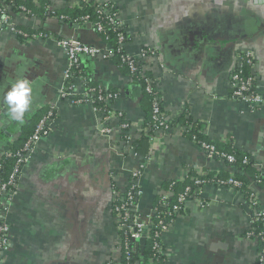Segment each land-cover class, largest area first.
I'll list each match as a JSON object with an SVG mask.
<instances>
[{"label": "crops", "instance_id": "crops-1", "mask_svg": "<svg viewBox=\"0 0 264 264\" xmlns=\"http://www.w3.org/2000/svg\"><path fill=\"white\" fill-rule=\"evenodd\" d=\"M53 10L76 7L79 0H39ZM114 4L125 25L124 50L138 59L156 80L164 109L188 116L170 132L158 131L148 157L122 140L141 136L147 97L117 60L81 56V71L105 90L122 93L105 136L104 116L91 104L62 98L69 58L61 39H77L109 52L112 45L90 26L25 14L17 27L49 32L53 37L23 43L0 25V153L15 137L29 134L52 108L49 135L30 152L13 201L8 206L10 248L0 264H120L118 221L114 204L142 171L139 185L142 214L155 212L159 198L172 192L168 184L188 176L235 177L237 169L211 159L186 134L189 123L202 129L207 141L248 156L264 169V111L234 99L231 78L241 68V55L251 54L259 93L264 97V0H96ZM82 76V77H84ZM18 78L33 86V100L23 124L12 121L3 98ZM74 98L85 91L74 78ZM47 113V114H48ZM45 117V116H44ZM43 117V118H44ZM130 124L128 131L122 128ZM252 191L264 209V188ZM204 207L196 200L177 216L164 234V264H254L259 244L246 234L257 214L245 194L233 186L211 183L202 188ZM145 245V241L142 243Z\"/></svg>", "mask_w": 264, "mask_h": 264}, {"label": "trees", "instance_id": "trees-1", "mask_svg": "<svg viewBox=\"0 0 264 264\" xmlns=\"http://www.w3.org/2000/svg\"><path fill=\"white\" fill-rule=\"evenodd\" d=\"M82 1V0H79ZM6 5H9L14 12L22 11L25 9L26 15L29 17H33L35 15H41L45 17H51L58 19L61 23L69 24V25H77V26H88L90 25L91 28L95 30V32L106 42L110 43L115 49L119 48V35L123 33L125 39L127 41V35L125 31V25L116 19L119 16V10L114 4H97L96 0H89L84 1L81 4L77 5L76 7L67 8L62 11L53 10L49 3H42L39 0H7L5 2ZM111 7V12L106 15V9ZM89 17L88 21H85V18ZM113 19V20H112ZM98 26L102 27L101 31H98ZM18 32V37L23 41V43H31L35 40L36 37H41V39H47L53 37L49 32L39 31L35 29L26 30L21 29L19 27L16 28ZM62 40V39H61ZM126 51L123 49L122 52H116L115 55L111 58L112 60H117L119 64L128 72L129 76L132 78L134 83L141 86L143 93L147 97V109H146V117L145 122L142 126L141 136L132 141L131 140V147L134 148L135 153L141 157H148L151 151V138L156 136L158 131H163V129L167 128H174L179 123H181L186 116H188L187 108L183 110L182 115L180 116H172L169 112H167L163 107V102L161 101L160 93L157 89L156 80L151 77L150 75L146 74L142 68L141 63L138 59L132 58L134 61L135 70L131 66L130 61L125 60ZM241 57L243 58L242 61V73L241 76L243 78L251 77L250 69L254 65V58L250 57L247 58V54H242ZM251 61V63L249 62ZM84 74L81 71V65L78 69L75 70V77H82ZM254 77V76H252ZM87 82L86 91L88 92L90 89H101L103 95L106 96L108 94H113L114 96L111 98L110 103L107 104L106 102L99 100V95H95L94 97L83 98V103L91 102L92 106L97 112L103 114L104 118L108 116L109 111H113V104L114 102L121 97L122 93L119 91H111L105 90L101 85L94 84L91 80L86 76H84ZM255 78V77H254ZM256 82V79H255ZM257 87L255 83V88ZM233 90V89H232ZM233 95V92H232ZM234 97V96H233ZM235 99V98H234ZM237 100V99H236ZM238 101V100H237ZM156 107L159 109V114L155 113ZM48 113V112H47ZM46 112L40 117L37 124L35 125L32 132L28 135L25 134L20 135L19 137H15V140L11 141L8 146H6L4 151L11 152L13 154H24V149L34 134L37 126L39 125L40 121L44 119L48 114ZM55 111H53V118H55ZM45 116V117H44ZM44 117V118H43ZM165 123L161 125L162 123ZM124 124L130 126L128 121H124ZM185 134L194 142H196L199 146L203 143L210 144L216 147L217 151L220 153L217 156L216 160L222 161L227 163L228 165L235 167L237 169V173L234 179L241 183L239 187L234 185H230L235 187L236 189L240 190L245 194V197L249 199L250 195L254 193L251 189V185L255 182L260 187L264 188V169L259 170L254 167V161L251 160L250 157L245 156L243 154L238 153L237 151L233 150L232 147L228 148H221L218 145L211 143L206 140L202 129L199 126L194 125L192 126L190 123ZM129 127L125 129L128 131ZM129 135L123 134L122 140L129 141ZM225 155V156H223ZM227 156H233L236 159L235 163H230L227 159ZM247 160L245 163L244 161ZM2 164L4 166L2 175L4 178H8L12 172L17 168V158H3ZM22 167V166H21ZM20 175V173H19ZM195 177L192 178L188 176L185 181L176 182L172 181L168 184V189L172 192L169 196V199L166 201V206H163L164 196L159 198L158 204L156 205L155 215L153 216L152 223L157 225L159 222H167L170 220H176L178 215H186L188 213L187 208L182 210L180 214H175L174 208L182 207L179 197L180 195L186 194L188 188L190 191L188 192L187 201H191L195 196V190L198 189V186L203 188L205 185H209L211 183H220V184H228L230 180H222V178H217L211 180L210 178H203L194 175ZM197 181H202V185H198ZM131 190V187L126 190L125 193L121 194L120 197L114 204V215L118 221V228L124 224V220L118 211V209L127 203L128 200V191ZM134 190V189H132ZM112 191L116 194H119V190L113 185ZM194 194V195H193ZM136 201V198H134ZM134 215L138 214L135 211L132 212ZM252 232L255 235L260 233L264 234V218H260V220L254 222L252 224ZM251 232V231H249ZM249 232L246 234L248 237ZM155 230H150L148 235L150 234V238L145 240V245L142 247V244L138 242H134L131 239L130 233L126 230H119V235L123 237L124 241H128L131 246L132 243L134 245L133 251L130 253L131 259L127 260V252L122 255V264H164L167 259L166 254H162L154 249V240L151 236H153ZM259 256L254 264H262V259L264 260V243L259 239Z\"/></svg>", "mask_w": 264, "mask_h": 264}, {"label": "built area", "instance_id": "built-area-1", "mask_svg": "<svg viewBox=\"0 0 264 264\" xmlns=\"http://www.w3.org/2000/svg\"><path fill=\"white\" fill-rule=\"evenodd\" d=\"M86 2L89 0H82L79 1V4L82 2ZM7 0H0V25L9 28L12 32L18 34L16 28L17 25L14 21L15 16L19 15H26L25 9H22V11H16L14 12L12 8L9 5H6ZM97 2V1H96ZM97 4H99L97 2ZM112 8L108 7L106 9V15H108L111 12ZM89 17L85 18V21H88ZM117 20H119V16L116 17ZM113 20V19H112ZM120 21V20H119ZM90 26V25H88ZM91 27V26H90ZM98 31L102 30L101 26H98ZM41 39V37H36L33 40ZM60 44L63 47V49L66 51L67 56L69 58V64L67 71L65 73V86L61 91V97L62 98H71L73 99L74 103L77 104H83L82 97L88 98V97H94L95 95H99V100H102L106 102L107 104L110 103L111 98L114 96L113 94H108L106 96L103 95V92L101 89H90L88 92L85 91V93L82 96H78L74 98L73 90H74V78L75 77V70L78 69L81 65V56L88 55L91 57H102L104 59H111L115 53L122 52L124 49V46L126 44L125 36L122 34L119 35V48L115 49L114 46H112V49L109 52L103 51L99 48L86 45L82 43L80 40L77 39H62L60 40ZM252 57L251 54H247V58ZM133 57L131 56H125V60L130 61L131 66L133 67V70H135L134 67V61L132 60ZM242 61L243 58L241 57V68L233 74L231 78V87L233 89V96L235 99H237L240 102H244L248 104L252 110H263L264 111V97L259 93L257 87L255 88V78L254 77H247L243 78L241 76L242 73ZM251 63V61L249 60ZM83 78L85 82V88L87 86L86 79ZM88 104H91V102H86ZM53 111L54 108L48 113V115L42 119L37 126L34 134L28 141L25 149L24 154H13L11 152L2 151L0 153V253L5 254L9 248H10V224L7 221V214H8V206L13 201L17 188L20 176L22 174L23 168L27 162L28 156L30 152L34 149L36 144L45 136L49 135L50 128L49 125L53 121ZM155 113L159 114V109L156 107ZM113 117H119L123 119L124 115L123 113L116 112L115 110L109 111L108 116L104 119V125L101 130L102 134L105 136L111 135L113 133V130L107 125L108 122ZM165 124L164 122L161 124ZM129 127L127 124H122V128L125 130ZM172 128H165L163 131L170 132ZM155 137L151 138V149H152V142ZM127 143L131 142V138H128ZM194 142V141H193ZM197 144L196 142H194ZM198 145V144H197ZM199 146V145H198ZM202 150L208 155L209 158L214 159L217 156L220 155V153L217 151L216 147L210 144L203 143L200 145ZM132 148V147H131ZM134 150V148H132ZM225 156V155H223ZM3 158L11 159V158H17V168L12 172V174L8 178H4L2 175L4 166L2 164ZM227 159L230 163H235L236 159L233 156H227ZM245 163L247 160L244 161ZM22 166V167H21ZM20 173V175H19ZM142 176V171H137L132 174L131 177V190L128 191V200L127 203L122 205L118 211L120 212L124 224L120 226L118 229L121 231H128L130 233L131 239L134 242H140L142 243L146 239L150 238V234L148 235V232L150 230H155V233L153 236H151L154 240V249L162 254L165 253V247L163 243V236L169 230L172 228L174 224V220H170L167 222H159L157 225H154L152 223L153 216L155 215V212L151 214H142L140 212L139 208V199L142 195V190L139 185V180ZM198 185H202V181H197ZM229 185H234L236 187H239L241 185L240 182H238L233 177L228 181ZM134 189V190H132ZM190 191V188L187 189L186 194L180 195L179 201L182 205V207H176L174 208L175 214H180L182 210H185L186 204L189 202L187 201L188 192ZM126 192V191H125ZM202 194V188L198 186V189L195 190V197L192 200H196L200 202L204 207L208 206L207 202L204 201L201 198ZM118 197H120L119 194H117ZM169 195H165L163 206H166V201L169 199ZM134 198H136V201H134ZM191 200V201H192ZM250 204L257 209V214L255 215V218L253 220V223L260 220V218H264V209L261 208V201L259 200L258 196L255 193H252L249 197ZM135 211L136 215H134L132 212ZM181 215V214H180ZM179 216V215H178ZM252 223V224H253ZM249 232L248 238L251 240L258 241L261 239V241L264 243V234L260 233L258 235H255L252 232V229ZM118 247L123 254L127 252V260H130L132 257L130 253L135 248L133 243L132 246L128 241H124L123 237L119 235L118 237ZM122 264V261L120 262ZM262 264H264V260L262 259Z\"/></svg>", "mask_w": 264, "mask_h": 264}, {"label": "clouds", "instance_id": "clouds-1", "mask_svg": "<svg viewBox=\"0 0 264 264\" xmlns=\"http://www.w3.org/2000/svg\"><path fill=\"white\" fill-rule=\"evenodd\" d=\"M33 100V86L28 79L18 78L4 95L9 117L12 121L23 124L30 111Z\"/></svg>", "mask_w": 264, "mask_h": 264}, {"label": "water", "instance_id": "water-1", "mask_svg": "<svg viewBox=\"0 0 264 264\" xmlns=\"http://www.w3.org/2000/svg\"><path fill=\"white\" fill-rule=\"evenodd\" d=\"M76 28H78V26H76ZM0 121H1V118H0ZM1 255H3L2 253H0Z\"/></svg>", "mask_w": 264, "mask_h": 264}]
</instances>
